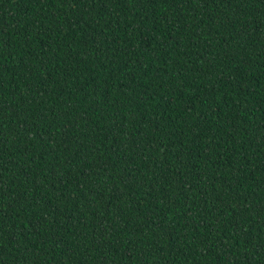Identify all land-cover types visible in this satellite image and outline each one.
I'll use <instances>...</instances> for the list:
<instances>
[{
    "label": "trees",
    "instance_id": "16d2710c",
    "mask_svg": "<svg viewBox=\"0 0 264 264\" xmlns=\"http://www.w3.org/2000/svg\"><path fill=\"white\" fill-rule=\"evenodd\" d=\"M0 264H264V0H0Z\"/></svg>",
    "mask_w": 264,
    "mask_h": 264
}]
</instances>
